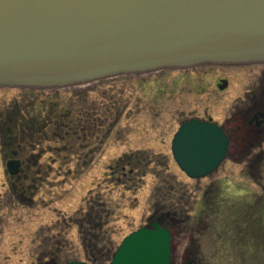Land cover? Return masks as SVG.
Returning <instances> with one entry per match:
<instances>
[{"label": "rangeland", "instance_id": "1", "mask_svg": "<svg viewBox=\"0 0 264 264\" xmlns=\"http://www.w3.org/2000/svg\"><path fill=\"white\" fill-rule=\"evenodd\" d=\"M180 73L185 78L175 80ZM251 73L252 67L213 64L63 89L0 87V264H43L41 258L56 246L57 264L85 261L88 251L72 223L98 200L108 211L101 232L107 248L116 250L126 235L155 218V191L167 194L170 185L172 195L185 194L182 203L174 199L178 212L170 218L171 264H264V151L258 157L234 155L232 149L246 141L231 140L218 170L194 180L170 153L182 120L204 111L219 124L232 120ZM218 78L228 80L224 93L215 90ZM139 149H149L153 162L139 164L137 183L105 179L122 153ZM11 151L23 161L14 178L4 166ZM208 184L213 190L205 197ZM207 197H213V207Z\"/></svg>", "mask_w": 264, "mask_h": 264}, {"label": "water", "instance_id": "2", "mask_svg": "<svg viewBox=\"0 0 264 264\" xmlns=\"http://www.w3.org/2000/svg\"><path fill=\"white\" fill-rule=\"evenodd\" d=\"M252 63H264V0H0V87L65 88L160 69ZM228 148L222 127L195 119L171 141L172 157L190 179L214 173ZM19 166L10 160L6 171L15 176ZM170 260L171 233L153 222L126 235L105 264Z\"/></svg>", "mask_w": 264, "mask_h": 264}, {"label": "flooded vegetation", "instance_id": "3", "mask_svg": "<svg viewBox=\"0 0 264 264\" xmlns=\"http://www.w3.org/2000/svg\"><path fill=\"white\" fill-rule=\"evenodd\" d=\"M241 67H252V73L250 81L246 84L242 96H238L236 100L237 106L232 114H234L232 120L226 118L224 123H217L215 122L209 115H207V111H204V116H195L184 119L180 122L179 126L184 123L185 121L196 119L199 121H208L214 122L215 124L222 127L225 134L228 136L229 145L230 141H246L245 143L240 146L237 144V147L233 148L232 151L234 155H241L247 156L252 155L258 157V155H263L264 149L262 148V144L264 141V63H253L248 65H239ZM257 67V68H255ZM191 69V68H190ZM190 69H161L154 72L144 73V74H133L135 76L132 77H142L150 76L154 74H159L162 71H169V72H183L188 71ZM181 75H177L175 80L178 78H185L183 73ZM139 75V76H138ZM126 76V75H125ZM130 77V76H127ZM114 78V77H113ZM191 79H186L188 85L191 84ZM229 83L226 78H218L215 83L214 87L218 93H224L228 89ZM127 109V107H126ZM131 110H129L130 116ZM138 113V109L135 111ZM154 114V113H153ZM155 118V117H153ZM178 126V127H179ZM178 129V128H177ZM177 131V130H176ZM175 131V132H176ZM80 138V135L78 134ZM242 143V142H241ZM83 147V146H82ZM230 149V148H229ZM149 149H139V150H129L127 152L122 153V155L126 154H134V153H148ZM153 154H162L160 153H153ZM9 155V154H8ZM10 157L4 160V166H6L7 161L10 160H19L20 162V170L23 169V161L19 159L18 152L11 151ZM255 163V160H254ZM213 185L208 184L205 187V197L212 193ZM213 197H207V202L209 207H213L215 202L213 201Z\"/></svg>", "mask_w": 264, "mask_h": 264}, {"label": "trees", "instance_id": "4", "mask_svg": "<svg viewBox=\"0 0 264 264\" xmlns=\"http://www.w3.org/2000/svg\"><path fill=\"white\" fill-rule=\"evenodd\" d=\"M65 118L67 119L70 118V114L66 113ZM20 129L22 130V128ZM83 129H84L83 127H79V129L77 128L76 131H81ZM28 132H29L28 128L25 127L22 130L21 136L24 138ZM148 155L150 154L134 153V154H126V155L120 156L116 160L109 174V175H112L113 180L111 179V177H109V175L105 179L109 180L110 182H114L116 184H123V185L130 184L134 181L135 182L139 181L136 178L137 176H134V173L136 172V169H138L139 164H142L143 167H147L146 165L149 166L153 162L151 158L148 159ZM163 186H166V185H163ZM163 186L159 187L158 189H162ZM173 188H174V185L169 186L167 194L166 192L164 193L166 194L165 197L163 196L164 194L159 195L156 190L155 191L156 194L154 195H155V198H157L158 202L152 205V208H151L156 213L155 218L158 216H161L162 224L167 226L169 229L173 226L172 222L170 221L171 214H176L178 212L175 210V208H173V205L175 202L174 199L179 196L177 200L179 201V203L180 202L182 203V200L184 199L183 196H185L184 193H182L181 195H177V194L172 195V192L170 191ZM169 194H170L172 204H169V205L163 204L162 202L165 201L164 199L166 200L167 198L170 199ZM187 198L188 199L184 202L186 206L189 203L190 199H192L189 196ZM186 206L184 207V209L186 208ZM184 209L182 208L179 209L180 214H182ZM107 217H108V211L104 208V205L101 204V201L98 200L96 202H92V201L89 202V205L86 211L78 212L76 218H74V220L71 219L73 220L72 224H74L78 229V234L82 240V248L85 251H88V253L85 255L86 257L85 261L89 263H93V264L106 263L111 259V256L113 255L115 251L114 249L107 248V244L109 241L108 239H106L105 234H102L101 232L104 223H106ZM85 239H87L88 241L90 240L92 243V246H90L89 248L85 247L84 241H83ZM53 249L54 251L46 254L41 259L43 261L46 258H49L50 260H56V258L58 257L57 252L60 251V246L59 247L56 246Z\"/></svg>", "mask_w": 264, "mask_h": 264}]
</instances>
